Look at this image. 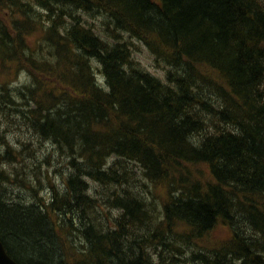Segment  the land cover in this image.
Instances as JSON below:
<instances>
[{
	"label": "trees",
	"instance_id": "1",
	"mask_svg": "<svg viewBox=\"0 0 264 264\" xmlns=\"http://www.w3.org/2000/svg\"><path fill=\"white\" fill-rule=\"evenodd\" d=\"M31 1L0 0L2 67L26 75L17 94L0 85V118L33 137L0 143L6 251L20 264H262L264 0ZM138 39L167 82L133 57ZM37 149L69 169L61 184ZM89 174L127 197L122 227Z\"/></svg>",
	"mask_w": 264,
	"mask_h": 264
},
{
	"label": "rangeland",
	"instance_id": "2",
	"mask_svg": "<svg viewBox=\"0 0 264 264\" xmlns=\"http://www.w3.org/2000/svg\"><path fill=\"white\" fill-rule=\"evenodd\" d=\"M85 14V13H83ZM90 17V15L85 14L86 19H88V17ZM134 41V57L140 61H142V63H144L149 69L150 71H153L154 74L159 75V73L161 74L162 70L160 68H157L156 65L154 64L155 60H153V56L149 53V51L147 50L146 47H144L138 40H133ZM136 41V42H135ZM156 67V68H155ZM151 68V69H150ZM154 68V69H153ZM96 69V66H95ZM160 69V70H159ZM22 67L19 66V64L16 63V66L14 65V63L12 65H8L5 66V69L3 71V68L1 67L0 64V85H4V86H9L11 85L13 87V89L15 87H17L18 85L21 84H25V79H26V75H23V72H21ZM152 72V73H153ZM159 72V73H158ZM17 81V82H16ZM6 128L4 130H2L3 127V122H0V143L3 144L4 146L9 145V146H15V139L14 137H18V143L19 145L22 146V142L23 144L24 142L29 143V146H33V137L32 134L30 133V131H24L23 129L19 128L16 133L13 135L12 132L13 130H16L18 127L16 125H12L9 123L5 124ZM11 139L13 140V143L11 144ZM38 142L37 140L35 141ZM44 142V141H43ZM42 144V143H41ZM47 148L51 147L50 143L48 142H44L43 143ZM50 149V148H48ZM33 152L37 153V150H33ZM32 152V153H33ZM51 153V158H50V162L53 163V166L55 167L53 171L50 172L49 177L51 180H56L58 183L61 184L62 182V175L65 168H63L62 166L58 165V159L56 157V155H53L54 151H47V150H42L40 154L37 153V156L39 157L40 163L42 164V167H50L48 162H43L44 161V155L46 153ZM24 157V156H23ZM25 158V157H24ZM33 161H34V156L33 154L28 157L26 159V163L27 165H33ZM59 168V169H57ZM45 176H39L38 180L40 181V185L39 188L42 186V184H48L43 178ZM29 180L32 181V183H34L35 181V175L34 173L30 174ZM110 189L108 188L107 191H109ZM106 191V192H107ZM25 193V192H24ZM22 194V193H21ZM111 214L117 213L116 210L114 209L112 212L110 211ZM92 218L94 216H91ZM130 217V214H129ZM95 218V217H94ZM148 240H153L154 242H156V239H148Z\"/></svg>",
	"mask_w": 264,
	"mask_h": 264
},
{
	"label": "bare ground",
	"instance_id": "3",
	"mask_svg": "<svg viewBox=\"0 0 264 264\" xmlns=\"http://www.w3.org/2000/svg\"><path fill=\"white\" fill-rule=\"evenodd\" d=\"M27 1V0H26ZM29 2V1H28ZM20 4V3H19ZM36 2H34V0H32L31 1V4L28 6V11L30 12V13H34V11H35V7H36ZM24 7V6H23ZM40 8H41V6H40ZM93 9H94V7H93ZM94 11V10H93ZM77 12V11H76ZM79 12V11H78ZM77 12V13H78ZM90 13V12H89ZM89 13H86V14H89ZM17 15V14H16ZM19 15H21V13L19 14ZM22 17V16H21ZM76 18V17H75ZM72 19V18H71ZM223 24V23H222ZM123 30H125V29H123ZM121 31V30H120ZM121 33V32H120ZM124 41V40H123ZM138 41L144 46L145 44L143 43V42H141L139 39H138ZM132 42H133V44H134V41L132 40ZM136 42V41H135ZM121 43V42H120ZM257 49H259V48H257ZM132 54H133V57H134V51L132 52ZM135 58V57H134ZM136 59V58H135ZM93 61H95V60H93ZM164 61H165V59H164ZM159 62V61H158ZM161 62V61H160ZM178 62V61H177ZM99 63V62H98ZM97 63V64H98ZM154 64H155V62H154ZM161 67H160V69L162 70V72H161V75H162V80L161 81H164V82H167L166 81V79H165V72H166V66L168 65L167 64V62L165 63V62H161ZM159 65V66H160ZM144 66V65H143ZM156 66H158V64L156 65ZM94 67V70H93V72H95V79H96V82L97 83H99V84H101L102 86H104L105 84H104V73L103 72H101L102 71V69L100 70V67H98V66H96V69H95V66H93ZM145 68H146V66H145ZM144 68V69H145ZM156 68V67H155ZM158 68V67H157ZM151 69V68H150ZM154 69V68H153ZM159 69V70H160ZM177 69V68H176ZM180 69V68H179ZM183 69V68H182ZM169 70V69H168ZM177 71V70H176ZM188 71V70H187ZM186 71V72H187ZM198 71V70H197ZM151 72H153V71H151ZM178 72H179V70H178ZM154 73V72H153ZM159 73V72H158ZM173 73V72H172ZM181 73V72H180ZM198 72H196L195 74H197ZM169 74V73H168ZM178 74V73H177ZM188 74V73H187ZM152 75V74H151ZM155 75V74H154ZM159 75H160V73H159ZM161 75H160V77H161ZM158 76V75H157ZM173 77H174V75H173ZM172 78V76L170 77V79ZM178 78V77H177ZM174 80V79H173ZM17 82V81H16ZM205 83H207V82H205ZM22 85V84H21ZM21 85H18L17 87H15L13 90V93L14 94H17L16 93V90L15 89H17L19 86H21ZM9 87H11V88H13L11 85L9 86ZM205 87V86H204ZM205 88H209V90L210 89H214V85L212 84V83H207V85H206V87ZM1 96V95H0ZM183 96V95H182ZM19 100V99H18ZM92 105V104H91ZM0 122H3V127H2V130H4L5 128H6V126H5V124H6V122L4 121V120H2V118H0ZM250 140H251V138H250ZM258 143V142H257ZM112 159H113V156H110L109 158H108V160L105 162V164L104 165H102V166H104V168H109L108 166H109V164L112 162ZM140 168V167H139ZM64 171H69V169L68 168H66ZM81 171H82V169H81ZM49 172H50V168H49ZM139 172H141V171H139ZM141 174V173H140ZM85 180H86V187H90V190H91V192L90 193H92L93 192V189H97V190H100V192H101V194H102V196L100 197V195L98 194V193H96V192H94V196H92L93 197V199H94V201H96L98 204H99V208H101L102 206L105 208V210H106V213L110 216V217H112V219H114V221H115V224L119 227H122V223H123V221H125L126 219H128V217H129V212H127V209H126V198L124 199V201H120V202H116V200L114 199L115 198V192H117V193H121L122 191L118 188V185L116 184V182H113V183H111V181H108V182H102L101 181V183L98 181V180H96V178H94L92 175H87V176H85ZM143 178V177H142ZM147 178V177H146ZM145 178V180H147ZM149 179V178H148ZM95 180V181H94ZM91 183V184H90ZM149 184V188H150V181L149 180H147L146 181V186ZM16 186V185H15ZM106 188H110V189H112V190H114V195L113 196H107V195H104L103 193L105 192V190H106ZM116 188V189H115ZM132 188H134V187H132ZM17 189H18V186H17ZM21 189V188H20ZM134 189H136V188H134ZM15 191V190H14ZM17 192V191H16ZM19 192V191H18ZM107 196V197H106ZM100 198V199H98V198ZM147 202V201H146ZM151 202H154L155 203V206H154V208L157 206V205H159L160 204V202H158V199H156L155 197H152V195H150L149 196V201H148V204L149 203H151ZM117 203V204H116ZM149 206H152L151 204H149ZM157 207H159V206H157ZM116 210V212L117 213H114V214H111L110 213V211L112 212L113 210ZM159 216V215H158ZM97 217V216H96ZM72 218V217H71ZM66 220V219H65ZM194 224V223H193ZM117 228V227H116ZM110 230V229H109ZM120 230V229H119ZM203 232V231H202ZM109 234V233H108ZM202 235V234H201ZM133 241V240H132ZM159 242L160 241H156V245H159V246H161L160 244H159ZM200 242H201V240H200ZM75 243H77V242H75ZM161 243V242H160ZM174 244V243H173ZM165 245V244H164ZM78 247H79V245H78ZM118 247V246H117ZM79 249V248H78ZM81 249V248H80ZM199 251V250H198ZM180 253V252H179ZM216 253V252H215ZM231 253V252H230ZM249 258L251 259V260H253L254 262H256L257 261V259H258V257H256L252 252H251V250L249 251ZM188 256V255H187ZM179 257V256H178ZM145 259V258H144ZM197 259V260H196ZM195 260H193V264H196L197 262H199V261H201V260H205L206 258H205V256H202V255H200V257L198 256L197 258H196ZM146 260V259H145ZM161 260V259H160ZM237 260V259H236ZM219 261V260H218ZM239 261V260H238ZM244 262V261H243ZM259 262H261L262 264H264V259H260V261Z\"/></svg>",
	"mask_w": 264,
	"mask_h": 264
},
{
	"label": "water",
	"instance_id": "4",
	"mask_svg": "<svg viewBox=\"0 0 264 264\" xmlns=\"http://www.w3.org/2000/svg\"><path fill=\"white\" fill-rule=\"evenodd\" d=\"M0 264H19L11 256H9L1 240H0Z\"/></svg>",
	"mask_w": 264,
	"mask_h": 264
}]
</instances>
